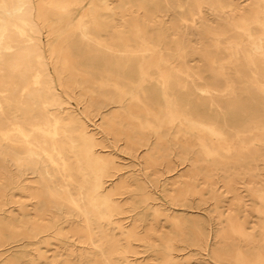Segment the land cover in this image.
I'll use <instances>...</instances> for the list:
<instances>
[{
    "label": "bare ground",
    "instance_id": "bare-ground-1",
    "mask_svg": "<svg viewBox=\"0 0 264 264\" xmlns=\"http://www.w3.org/2000/svg\"><path fill=\"white\" fill-rule=\"evenodd\" d=\"M168 12L175 17L162 26ZM195 57L207 63L210 76L189 65ZM82 71L97 88L90 94L98 93V110L116 103L158 138L164 126L177 125L176 136L195 130L206 156L229 159L235 151L238 161L247 153L250 162L260 156L264 0H0V244L7 238L43 243L60 217L65 218L60 224L79 217L72 232L90 247L85 263L127 262L112 231L125 248L136 232L110 226L120 211L115 196L127 192L123 182L108 184L117 164L96 150L88 119L64 107L69 96L62 74ZM127 141L130 149L150 151L145 139ZM183 161L196 167L187 156ZM8 190L24 191L34 201L33 213L21 201L6 202ZM249 191L264 233V182ZM10 203L19 215L6 209ZM233 218L228 214L235 221L230 231L246 238L238 214ZM194 234L196 244L206 247L202 232ZM233 259L264 264V254L250 258L236 252Z\"/></svg>",
    "mask_w": 264,
    "mask_h": 264
},
{
    "label": "rangeland",
    "instance_id": "rangeland-1",
    "mask_svg": "<svg viewBox=\"0 0 264 264\" xmlns=\"http://www.w3.org/2000/svg\"><path fill=\"white\" fill-rule=\"evenodd\" d=\"M205 16L210 20L213 18L209 11ZM174 17L172 12L166 13L161 20L162 26L168 25ZM178 30L183 31V26L178 24ZM190 37L195 43V38ZM189 65L211 75L207 63L198 57ZM86 78L83 71L73 77L67 72L62 74L69 96L64 107L72 115L88 119V130L99 144L96 150L117 164L111 178L113 182L108 184L123 182L127 190L115 196L120 211L113 215L110 225L120 224L124 229L133 228L136 232L137 238L130 239L129 247L125 248V241L118 231H112L114 237L119 238L120 247L125 249L127 262L122 264H235L236 252L250 258L264 254L263 218L253 211L258 202L249 191L264 182V142L257 143L260 156L252 162L247 153L238 161L235 151L229 159L206 156L196 141L198 132L195 130L188 133L183 130L176 136L177 125L164 126L158 138L151 131L141 130L136 121L128 117L129 112L122 113L116 103L101 104L98 110L95 104L100 102L99 95L97 92L90 94V90L97 91V88L87 83ZM241 85L242 82L239 87ZM130 110L139 113L143 119L139 109L132 104ZM97 112L101 114L96 116ZM127 137L147 140L150 151L144 147L130 149ZM186 156L197 162L194 169L189 161H183ZM7 168L14 170L9 163ZM250 169L253 171L249 172ZM23 177L27 179L28 176ZM26 196L24 191L21 194L8 190L4 199L6 202L21 201L32 214L34 201ZM235 197L240 198L241 207ZM6 209L19 215L14 204H8ZM228 214H232V218L238 214V221L248 233L246 238L230 231L235 221H228ZM64 219L60 217L56 233L49 232L43 243L33 245L32 240L26 238L17 242L12 238L5 239L0 244V264H62L67 259L74 264H87L83 259L90 247L72 232L75 224L81 223L80 218L71 217L73 224H60ZM197 229L202 232L206 247L196 244L194 233Z\"/></svg>",
    "mask_w": 264,
    "mask_h": 264
}]
</instances>
